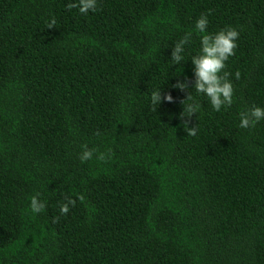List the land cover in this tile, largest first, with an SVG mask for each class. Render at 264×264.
<instances>
[{
    "label": "trees",
    "instance_id": "16d2710c",
    "mask_svg": "<svg viewBox=\"0 0 264 264\" xmlns=\"http://www.w3.org/2000/svg\"><path fill=\"white\" fill-rule=\"evenodd\" d=\"M70 2L0 0V264H264V120L239 127L264 108V0H97L87 15ZM202 14L204 34L239 33L219 112L193 89ZM156 90L174 102L153 111ZM85 144L98 152L81 163Z\"/></svg>",
    "mask_w": 264,
    "mask_h": 264
},
{
    "label": "clouds",
    "instance_id": "9594fccd",
    "mask_svg": "<svg viewBox=\"0 0 264 264\" xmlns=\"http://www.w3.org/2000/svg\"><path fill=\"white\" fill-rule=\"evenodd\" d=\"M67 10L71 11L77 9L80 14L87 15L89 12H96L97 0H76V2H70L66 5ZM210 14V13H208ZM208 14H202L195 24V30L201 33L200 37V51L197 55L192 57L191 64L194 65V85L193 89L197 95H204L208 98L211 108L219 112L222 108L230 107L233 103L234 89L230 82L231 73L224 71L226 61L235 55V49L237 48V39L239 33L236 29L228 27L219 31L216 34H204L208 25ZM56 20L51 19V22L47 24V29L55 28ZM192 32H188L185 36L179 40L173 47L171 60L174 64H179L184 59L183 53L185 46L190 43ZM222 73V74H221ZM235 78H240L239 71L236 72ZM189 82H178L172 87L184 92L188 90ZM151 104L153 111L157 110V107L161 104L162 99L165 102L173 103V97L170 94L162 97L161 90L153 91L151 94ZM181 105L183 111L180 113V120L182 127L187 133V136H196L198 127L197 125L189 127L191 117L197 114L201 110V104L196 102L188 91L186 99L182 100ZM187 118V119H185ZM264 120V108L253 106L252 108L242 111L240 113L239 127L242 129H248L255 127L257 123ZM83 151L81 152L79 159L81 163H85L93 158L94 153L98 152V149H88V146H81ZM108 153L114 155L112 150L109 149ZM98 160L104 161L105 154L100 153L97 157ZM36 196L30 197V211L33 214H39L45 211L46 204L41 202ZM79 200L83 203L84 196L80 195ZM70 206H75V201L67 199L66 202L60 205V214L66 215ZM59 217L54 218V222H58Z\"/></svg>",
    "mask_w": 264,
    "mask_h": 264
}]
</instances>
